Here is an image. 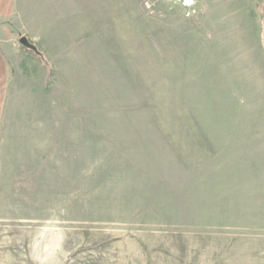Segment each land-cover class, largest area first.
<instances>
[{"label": "rangeland", "instance_id": "obj_1", "mask_svg": "<svg viewBox=\"0 0 264 264\" xmlns=\"http://www.w3.org/2000/svg\"><path fill=\"white\" fill-rule=\"evenodd\" d=\"M92 1L7 57L0 264H264V0Z\"/></svg>", "mask_w": 264, "mask_h": 264}, {"label": "crops", "instance_id": "obj_2", "mask_svg": "<svg viewBox=\"0 0 264 264\" xmlns=\"http://www.w3.org/2000/svg\"><path fill=\"white\" fill-rule=\"evenodd\" d=\"M92 11V0H0V78L7 77L9 87L7 57L9 58L11 56L10 52L16 48L20 33L25 32L23 35H29L28 31L36 29L35 32L41 38V41L38 40V44L44 46L47 42L46 32L52 34V30L58 28L59 23L51 25L44 14L49 12L67 14L63 20L61 19L65 24L60 23V27L69 28L70 22L79 21V13L83 18V14L87 16L88 12L91 13ZM215 140L211 137L209 141ZM213 145H215V142ZM235 163H238V161H235ZM240 164V167L245 169L246 161H241Z\"/></svg>", "mask_w": 264, "mask_h": 264}, {"label": "built area", "instance_id": "obj_3", "mask_svg": "<svg viewBox=\"0 0 264 264\" xmlns=\"http://www.w3.org/2000/svg\"><path fill=\"white\" fill-rule=\"evenodd\" d=\"M179 1L181 2L182 6L188 9L187 15L190 16L192 11H190L189 9L194 6L195 4L194 0H179Z\"/></svg>", "mask_w": 264, "mask_h": 264}, {"label": "water", "instance_id": "obj_4", "mask_svg": "<svg viewBox=\"0 0 264 264\" xmlns=\"http://www.w3.org/2000/svg\"><path fill=\"white\" fill-rule=\"evenodd\" d=\"M21 42H22L23 44H26V43H27V38H22V39H21Z\"/></svg>", "mask_w": 264, "mask_h": 264}]
</instances>
